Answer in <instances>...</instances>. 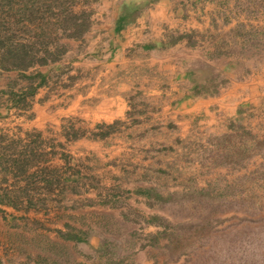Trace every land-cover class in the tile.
I'll use <instances>...</instances> for the list:
<instances>
[{"label":"rangeland","instance_id":"obj_1","mask_svg":"<svg viewBox=\"0 0 264 264\" xmlns=\"http://www.w3.org/2000/svg\"><path fill=\"white\" fill-rule=\"evenodd\" d=\"M39 1L89 29L0 58V264H264V0Z\"/></svg>","mask_w":264,"mask_h":264},{"label":"trees","instance_id":"obj_2","mask_svg":"<svg viewBox=\"0 0 264 264\" xmlns=\"http://www.w3.org/2000/svg\"><path fill=\"white\" fill-rule=\"evenodd\" d=\"M155 1L121 0L115 23L126 25L133 21L139 11ZM39 3V0H0V58L5 67L26 69L34 64L55 61L63 51L58 46L51 50L49 46L59 41V37L56 40L51 38V33L55 32L60 37H79L89 29L86 12L75 13L64 2L61 3L62 7L57 6L58 11L52 8V4L44 3L46 6H43ZM259 33H264V30ZM26 34H32L36 40L24 38ZM183 37L186 35H178L175 39ZM51 39L54 41L51 42Z\"/></svg>","mask_w":264,"mask_h":264},{"label":"crops","instance_id":"obj_3","mask_svg":"<svg viewBox=\"0 0 264 264\" xmlns=\"http://www.w3.org/2000/svg\"><path fill=\"white\" fill-rule=\"evenodd\" d=\"M26 124H28V122H26ZM8 186H10V188H11V185H8ZM7 189H9V188H6V190H7ZM6 190H5V188L2 189L3 193H4ZM2 195H4V194H2ZM3 198H4V197H3ZM3 198L0 199V203L2 204V206L5 205V204H6V205H10V204L12 205V204H13V202L10 201L9 198H5V199H3ZM6 199H8L9 201L6 200ZM6 205H5V206H6ZM13 205H15V204H13ZM15 206H16V205H15ZM3 207H4V206H3ZM16 207H17V206H16ZM5 208H6V207H5ZM28 208H29V207H28ZM6 209H7V208H6ZM8 210H10V209H8ZM27 211H28V210H27ZM25 212H26V211H25Z\"/></svg>","mask_w":264,"mask_h":264}]
</instances>
